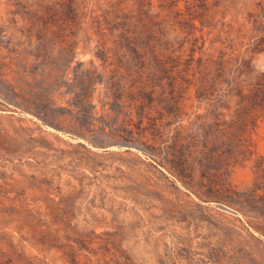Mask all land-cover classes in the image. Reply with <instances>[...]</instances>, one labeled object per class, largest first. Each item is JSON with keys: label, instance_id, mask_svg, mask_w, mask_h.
<instances>
[{"label": "rangeland", "instance_id": "rangeland-1", "mask_svg": "<svg viewBox=\"0 0 264 264\" xmlns=\"http://www.w3.org/2000/svg\"><path fill=\"white\" fill-rule=\"evenodd\" d=\"M0 264H264V0H0Z\"/></svg>", "mask_w": 264, "mask_h": 264}, {"label": "trees", "instance_id": "trees-1", "mask_svg": "<svg viewBox=\"0 0 264 264\" xmlns=\"http://www.w3.org/2000/svg\"><path fill=\"white\" fill-rule=\"evenodd\" d=\"M110 56H111V57H108L109 59L113 57L111 54H110ZM98 57L101 59V57H100V56H98Z\"/></svg>", "mask_w": 264, "mask_h": 264}]
</instances>
